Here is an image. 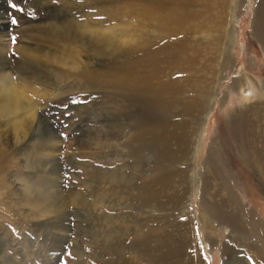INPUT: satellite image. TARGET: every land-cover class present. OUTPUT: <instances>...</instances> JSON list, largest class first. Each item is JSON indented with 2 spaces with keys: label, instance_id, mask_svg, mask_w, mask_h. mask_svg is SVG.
<instances>
[{
  "label": "rangeland",
  "instance_id": "374dc122",
  "mask_svg": "<svg viewBox=\"0 0 264 264\" xmlns=\"http://www.w3.org/2000/svg\"><path fill=\"white\" fill-rule=\"evenodd\" d=\"M12 2L24 11L2 0L0 56L13 84L57 142L55 160L30 169L24 151L38 135L29 133L14 142L0 133V260L129 264V244L140 236L141 227L135 225L139 221L143 231L155 228L161 252L175 228L171 238H182L183 259L194 264H239L238 258L245 264H262L264 239L257 224L264 225V176L252 162L251 136L242 129H249L244 123H252L256 114L264 116V0ZM164 10L173 17L177 13L174 22L163 19ZM106 31L109 38L101 40ZM83 40L94 41L100 55ZM155 69L160 74L150 75ZM130 71L141 83L158 82L168 74L178 88L158 98L152 114L151 102L129 97L106 80ZM171 122L183 125L176 132L185 133L187 153L170 139L172 147L165 155L144 150L142 166L124 169L135 176L133 185L146 184L161 192L157 203L145 206L131 188H125L127 194L133 192L128 203H97L96 196L112 188L92 179L91 172L132 165L134 158L126 155L123 143L133 129ZM261 130L256 146L264 172V125ZM110 135L112 146L95 148L96 140ZM42 168L46 174L53 168L51 185L66 197L65 230H58L52 221L25 217L11 205L21 182L45 185L46 178L36 176ZM207 179L220 193L215 202L221 198L234 205L247 232L212 215L206 194L211 188L203 189ZM85 203L97 210L87 212ZM121 214L125 218L113 225L125 228L127 234L117 245L102 244L95 235L107 231L103 217Z\"/></svg>",
  "mask_w": 264,
  "mask_h": 264
},
{
  "label": "bare ground",
  "instance_id": "6f19581e",
  "mask_svg": "<svg viewBox=\"0 0 264 264\" xmlns=\"http://www.w3.org/2000/svg\"><path fill=\"white\" fill-rule=\"evenodd\" d=\"M164 12L165 14L163 19H169L170 22L172 21L174 22L177 13L175 12L173 17L169 14L168 10H164ZM3 18H4V14H3L2 0H0V29L1 27H4ZM160 23L164 28H168L165 23L161 21ZM109 33L110 32L108 31L104 32L102 34L101 40H107L109 38ZM0 35H1V31H0ZM83 41H85L84 43L83 42L82 43L86 47H88L94 53L100 55L101 52L95 49L94 41H90V40H83ZM6 64L7 62L4 63L0 56V133L6 139L8 137L12 138L14 142L22 141L25 138V136H27L29 133L31 134V137H34V135L37 134L38 136H36V138H34L33 141L30 142V145L27 147V150L24 151L25 154L29 155V157H26L25 162L30 169H33L36 163H40L41 166L44 167V165H47L49 161L55 160L54 152L56 150V142H57L56 135L51 133L47 124H44L43 120L39 116L38 112L35 110L34 106L25 100V97L13 84V81L10 78V74L6 72V68H7ZM153 74L154 75L160 74V69H155L154 71L150 72V75ZM106 80L112 81L116 87L124 90V93L129 97H132L137 100L151 102L152 103L150 107L151 110L149 111L152 114H154L155 113L154 111H156L157 109L156 104L158 102L156 103L155 101L158 98L166 95L167 93L168 94L172 93L173 90L178 88V86L174 84L175 81H173L172 76L168 74L161 75L159 81L154 83L149 81H143L141 83L140 78L135 76L132 71L126 74H116L114 76L106 77ZM244 85L245 84H243L242 86ZM169 97L171 96L169 95ZM204 98L206 99V97ZM161 124L163 126H160L159 128L153 127L148 129L145 128L139 129V127H137L133 129L134 132L132 133L130 132L131 134L129 136V140L124 141L125 143H123V147L126 148L127 151L126 155L131 158L132 157L134 158V162L132 161L133 162L132 165L128 164L125 166L124 164V168L118 167L115 170L103 171L100 173L96 171L94 173L91 172L92 179H94L98 183L106 184L108 187L112 188V189L109 188L108 190L105 189L98 196H96L98 198L97 203L101 204L106 201H109L111 204L120 201L126 203V201L129 199V196L133 193L131 191L132 189L137 190L136 191L137 193L135 192L137 194V198L138 200H140L139 202H142L143 204H145V206L150 201L157 203V196L158 194L160 195L161 192L160 191L157 192L156 189H153L154 186L147 187L146 184H142V185L140 184L138 186H136L135 184L133 185L135 176L129 174L127 175L124 169H126V167H131V166L139 167L142 161H144V159L146 158V157L144 158V150L149 151V153L152 152L154 154H158V156L160 157L165 155L170 150V147H172V145H170L171 143L169 144L170 139L171 140L175 139V143L173 144L176 145L175 148L177 147V149L180 150L181 153H187L186 143L188 139L186 138L185 133L183 131H181L180 133H177L179 131L176 132V129L178 130V128H181L183 130V125L181 123L178 124L177 122H171L166 124L161 123ZM244 124H247L249 129H245V130L242 129V132L251 136L250 144H251L252 162H254V165L256 169L260 172V174L264 176L262 164L258 159V157H260V149L256 146L257 143L259 144L258 137L261 136L260 135L262 132L261 127L262 125H264V116L258 113L252 119V123H248L246 121ZM10 130H14L13 135H10ZM257 135L260 136L257 137ZM96 141L97 142H94L93 145L95 146V148H99V149L113 145L112 142L113 140L111 135L110 137L102 136ZM142 165L143 164H141V166ZM53 174H54L53 168L49 171L48 174H46L44 168H42V170H40V172L36 174V176L38 175V177L44 176L46 178L45 179L46 183L44 186H39L38 184H33L26 181L21 182L18 189L14 191L16 197L11 205L16 209V212L18 210L17 213L21 215L23 214V216L25 217H30L36 220L43 219L44 221L45 220L52 221V223L58 228V230L59 229L65 230L66 197L63 195L62 191L58 188V186L53 188L52 185H54L53 183L55 182L54 178L52 177ZM205 179H206V175H205ZM157 180H155L154 182H156ZM151 184L155 185L156 183L155 184L151 183ZM208 187L211 188L212 190L209 189ZM125 188L128 189L131 188V190H129L131 191L130 192L131 194H127L128 192L127 191L125 192ZM205 188L209 189L208 193L206 192V194L212 201V204H209L208 202V206L211 209L210 211L212 212V215L222 220L223 223H225L227 226H230L235 229H239L242 231V233L244 230L245 233L246 229L243 226L242 219L240 218V215L237 214L234 205H232L228 201L222 200L221 198L219 199V202H215V198L217 196H220V193L218 190L215 189V187H213V184L208 179L204 182L203 189ZM205 201H207V199ZM128 202L129 201H127V203ZM85 207H86L85 210H87V212L89 210L90 213H92L93 210H97L96 209L97 206L94 204L85 203ZM77 208L80 209V207ZM123 215L124 214H121L120 217L105 215L102 221L103 223H106V225L108 226L107 231L97 233L95 235L97 236V240L101 241L102 244L105 243L108 245L119 244L122 241L123 237L127 234V232L125 228L116 227L113 225V223H117V221H121L123 218H125V216ZM250 219L253 220L255 223L254 219H252L251 217ZM135 225L141 227L139 232L140 236L136 239H133L129 244V249H131V254H132V260H130L129 264H135L134 263L135 261H141V260L148 261V264H194V261L192 259H187V260L183 259L182 247L185 246V243L182 241V238L181 239L179 238L178 241H176L175 236H174L175 241L174 239L171 238V235L175 234L176 231L175 228L174 229L171 228L172 230L169 232L170 239L164 238L165 251L161 252L159 251L161 250L159 247L161 246L160 240L157 239V241H155L156 239L155 236L157 235V234L155 235V232H153L155 228L153 226H150L152 227V229L147 232L145 231V229L143 231V228L145 226L142 227L143 225H140L139 221H136ZM257 228H258V234L262 235L261 237L264 239V231H263L264 225L262 226L257 224ZM162 233L164 234V232ZM262 257H260V259L264 260V255H262ZM236 261H238L239 264H245L241 258L236 259ZM0 264H14V263L3 262L0 260ZM105 264H122V262L108 261ZM262 264H264V262Z\"/></svg>",
  "mask_w": 264,
  "mask_h": 264
},
{
  "label": "snow or ice",
  "instance_id": "6c2138e0",
  "mask_svg": "<svg viewBox=\"0 0 264 264\" xmlns=\"http://www.w3.org/2000/svg\"><path fill=\"white\" fill-rule=\"evenodd\" d=\"M9 4H10V7L17 10V11H20V12H23L24 9L23 8H20L16 3H13L12 0H9ZM12 23L13 24H17L18 21L15 19V17L12 18ZM13 39V42H15V37L12 38Z\"/></svg>",
  "mask_w": 264,
  "mask_h": 264
}]
</instances>
